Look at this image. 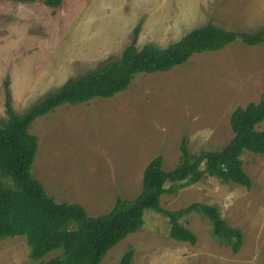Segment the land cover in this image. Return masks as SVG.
Here are the masks:
<instances>
[{
  "label": "rangeland",
  "instance_id": "obj_1",
  "mask_svg": "<svg viewBox=\"0 0 264 264\" xmlns=\"http://www.w3.org/2000/svg\"><path fill=\"white\" fill-rule=\"evenodd\" d=\"M210 22L258 32L264 28V0H62L57 8L42 0H0V121L6 92L13 110L24 113L67 79L119 57L136 26L138 47H165ZM262 100L264 42L249 46L238 39L218 51L195 53L169 71L136 74L113 97L63 104L36 118L29 127L38 139L30 172L55 202L78 203L97 216L118 196L138 195L152 158L161 155L170 170L183 139L192 155L221 148L232 137L231 112ZM256 129L264 130V120ZM241 159L250 188L207 176L160 199L169 210L193 202L216 206L243 235L238 252L220 245L197 214L181 219L196 235L192 245L170 238L168 218L146 210L143 226L100 264H116L129 248L131 264H264V155L244 152ZM0 264H35L24 238L0 240Z\"/></svg>",
  "mask_w": 264,
  "mask_h": 264
},
{
  "label": "trees",
  "instance_id": "obj_2",
  "mask_svg": "<svg viewBox=\"0 0 264 264\" xmlns=\"http://www.w3.org/2000/svg\"><path fill=\"white\" fill-rule=\"evenodd\" d=\"M61 1L42 0L50 8H57ZM138 31L136 26L132 40L119 57L80 77L67 79L22 114L13 110L6 92V117L0 121V240L24 238L29 258L35 264H100L112 247L143 226L146 210L168 218V234L174 240L196 243V235L181 219L197 214L209 222L211 234L220 245L234 253L241 248V231L221 218L216 206L193 202L169 210L161 207L160 199L164 194L176 195L179 189L207 176L216 177L223 184L236 183L250 188L251 179L243 168L241 156L244 152L264 155V130L256 129L264 120L263 100L237 106L231 112L232 137L221 148L192 155L183 139L178 161L170 170L163 168L161 155L152 158L143 169L138 195L131 199L118 196L108 212L97 216L88 215L81 204L55 202L30 172L38 139L29 132V127L36 118L63 104L113 97L124 91L136 74L169 71L183 65L195 53L218 51L238 39L249 46L264 42V28L255 33L237 32L210 22L165 47L154 43L138 47ZM58 249V254L45 258ZM132 259L133 250L129 248L116 264H131Z\"/></svg>",
  "mask_w": 264,
  "mask_h": 264
}]
</instances>
